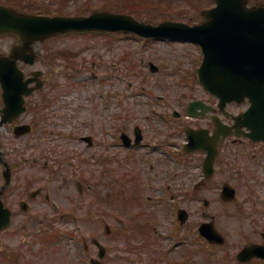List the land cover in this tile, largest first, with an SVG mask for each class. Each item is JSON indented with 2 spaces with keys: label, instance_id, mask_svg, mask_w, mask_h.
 Segmentation results:
<instances>
[{
  "label": "rangeland",
  "instance_id": "rangeland-1",
  "mask_svg": "<svg viewBox=\"0 0 264 264\" xmlns=\"http://www.w3.org/2000/svg\"><path fill=\"white\" fill-rule=\"evenodd\" d=\"M0 1L48 15L123 12L154 25L163 20L199 23L202 11L212 6V0H147L149 6L141 0ZM259 3L264 0H248ZM9 43L10 38L0 39V52H7ZM41 48L45 52L32 69L53 74L55 82L47 89L52 103L29 100L33 110L21 122L33 124V132L26 137L14 138L0 128V149L12 166L14 187L21 185L13 198L28 204L26 212L17 208L20 218L0 233V264H87L90 256L97 258L93 237L112 250L105 264H180L182 258L184 264H234L231 257L219 261L215 254L230 248L232 255L242 245L231 234L237 230L235 220L217 221L230 237L213 255L197 240L202 212L213 215L222 206L212 193L209 205H203V192L193 189L199 155L181 149L187 102L211 99L196 78L200 48L110 33L53 38ZM149 63L158 70L150 71ZM136 125L144 145L136 151L118 147L121 131L133 138ZM83 136L92 138L91 146ZM38 188L39 195L27 197ZM178 207L189 215L182 228L176 222ZM179 235L183 243L168 250ZM82 238L89 246L86 258Z\"/></svg>",
  "mask_w": 264,
  "mask_h": 264
},
{
  "label": "water",
  "instance_id": "water-1",
  "mask_svg": "<svg viewBox=\"0 0 264 264\" xmlns=\"http://www.w3.org/2000/svg\"><path fill=\"white\" fill-rule=\"evenodd\" d=\"M214 1L216 6L205 11L204 21L194 26L172 21L153 26L131 15L109 12L74 17L36 16L0 6V36L14 35L19 39L9 57H0L5 104L1 123L11 122L24 110L22 96L31 92L26 87L30 80L20 83L22 72L17 68V60L33 63L36 42L69 32H132L146 38L192 41L202 47L204 54L198 79L205 89L220 97L221 105L246 96L264 99V7L248 8L246 0ZM6 224L1 223L0 227ZM244 252L259 255L251 250Z\"/></svg>",
  "mask_w": 264,
  "mask_h": 264
},
{
  "label": "flooded vegetation",
  "instance_id": "flooded-vegetation-1",
  "mask_svg": "<svg viewBox=\"0 0 264 264\" xmlns=\"http://www.w3.org/2000/svg\"><path fill=\"white\" fill-rule=\"evenodd\" d=\"M236 107L237 108L233 110L232 116L225 120V123L233 128L239 125L241 126L244 123L241 113L246 110V107H240L239 105H236ZM23 116L24 115L20 116L13 125L22 124L21 118ZM13 125L4 126V128L12 131ZM192 126L198 129H206L210 135H213L215 132L214 123L211 119H205L202 122H194ZM233 131L237 132L238 130L234 129ZM183 139H185V137H183ZM119 141L121 142L120 138ZM143 141L144 139L142 137L140 146H142ZM224 143L225 144L220 147L214 160L213 172L208 178H206L204 170L207 152L204 150L197 151L199 155V174L196 183L200 186L197 189L195 183L193 189L203 192L201 201L205 207L209 205L207 196H209L210 193L213 194L212 198L216 199L222 206V209L217 208L213 215L203 211L201 215L202 221H200L199 224L209 220L213 221L217 230L224 236L226 243L230 236L222 233L223 230L218 227L217 221L222 217L235 220L238 223L235 227L237 230L231 234H235V236H239V239H241L242 245L238 251L252 245L264 246V142L258 138L251 139L245 136L232 134ZM168 146L169 143H165V148ZM224 178H226V180H224ZM224 186H229V192H231L232 195L230 201H225L223 199L222 190ZM13 196V193L9 191V189L4 191L1 197L4 206L12 209L15 205L13 200L16 201ZM148 200H150V198ZM13 215L14 218L17 219V215L14 213L12 216ZM178 225L182 228V225L179 223ZM106 231L107 234L110 232L109 227ZM177 238L178 243L176 245L182 244L183 239L180 238V235ZM105 250L106 252L101 264H105V261L109 259V253L112 251L106 246ZM238 251L236 252L237 254ZM236 253L234 254V259H231L234 264H252L254 261L259 260L254 258L247 262H242L238 259ZM180 264H184L183 258Z\"/></svg>",
  "mask_w": 264,
  "mask_h": 264
},
{
  "label": "trees",
  "instance_id": "trees-1",
  "mask_svg": "<svg viewBox=\"0 0 264 264\" xmlns=\"http://www.w3.org/2000/svg\"><path fill=\"white\" fill-rule=\"evenodd\" d=\"M141 3H142V4H145V5H147V6H149L147 0H141Z\"/></svg>",
  "mask_w": 264,
  "mask_h": 264
}]
</instances>
